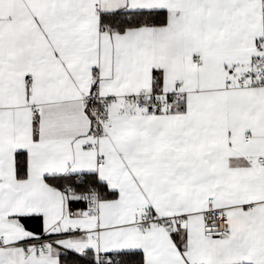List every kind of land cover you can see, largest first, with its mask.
<instances>
[{
  "label": "snow or ice",
  "instance_id": "snow-or-ice-1",
  "mask_svg": "<svg viewBox=\"0 0 264 264\" xmlns=\"http://www.w3.org/2000/svg\"><path fill=\"white\" fill-rule=\"evenodd\" d=\"M0 264H264V0H0Z\"/></svg>",
  "mask_w": 264,
  "mask_h": 264
}]
</instances>
